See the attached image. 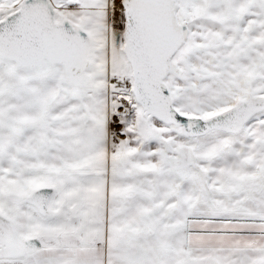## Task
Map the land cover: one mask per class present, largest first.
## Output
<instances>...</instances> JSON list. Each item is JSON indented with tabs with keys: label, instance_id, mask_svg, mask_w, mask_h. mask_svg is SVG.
Instances as JSON below:
<instances>
[{
	"label": "snow or ice",
	"instance_id": "obj_1",
	"mask_svg": "<svg viewBox=\"0 0 264 264\" xmlns=\"http://www.w3.org/2000/svg\"><path fill=\"white\" fill-rule=\"evenodd\" d=\"M0 264H264V0H0Z\"/></svg>",
	"mask_w": 264,
	"mask_h": 264
}]
</instances>
